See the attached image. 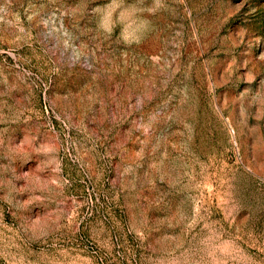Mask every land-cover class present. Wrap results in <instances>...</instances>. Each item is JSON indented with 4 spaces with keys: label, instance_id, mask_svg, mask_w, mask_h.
<instances>
[{
    "label": "rangeland",
    "instance_id": "rangeland-1",
    "mask_svg": "<svg viewBox=\"0 0 264 264\" xmlns=\"http://www.w3.org/2000/svg\"><path fill=\"white\" fill-rule=\"evenodd\" d=\"M0 264H264V0H0Z\"/></svg>",
    "mask_w": 264,
    "mask_h": 264
}]
</instances>
